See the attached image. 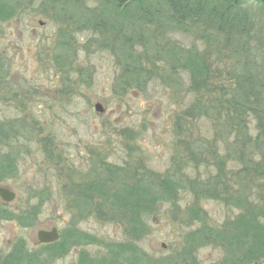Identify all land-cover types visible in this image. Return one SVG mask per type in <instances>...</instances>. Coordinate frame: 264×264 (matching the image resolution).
Returning <instances> with one entry per match:
<instances>
[{
  "label": "rangeland",
  "instance_id": "1",
  "mask_svg": "<svg viewBox=\"0 0 264 264\" xmlns=\"http://www.w3.org/2000/svg\"><path fill=\"white\" fill-rule=\"evenodd\" d=\"M16 1L17 14L0 20V148L5 145L3 151L18 152L17 167L0 185L15 191L16 198L8 206L16 216L31 213L37 205L40 210L29 227L16 220L0 221L1 253H8L19 238L29 248L36 247L37 231L52 227L59 233L73 228L96 239L89 246L70 247L54 264H74L82 249L96 257L108 244L128 240L123 213L96 200L89 212L87 206L81 214L76 192L71 190L94 177L108 178L110 167L125 169L129 176L133 174L128 171L147 173L153 188H158L159 178L179 180L186 186L174 204L161 201L146 217L147 232L137 245L152 262L182 246L192 206L203 208L207 223L215 227L236 214L235 207L219 200H196L189 181H205L219 171L216 161L225 159L224 182L236 188H230L231 192H246L247 174L239 169L240 146L225 127L228 122L215 118L213 112L206 115L210 103L206 99L212 93L206 91L201 98L189 88L187 73L163 77L162 82L164 63L157 51L168 39L185 48L214 52L211 57L223 73L226 69L244 72L242 67L247 65L264 75V12L259 13L248 64L216 42L206 46L191 34L147 25L140 34L155 69L144 85L124 86L115 46L103 44L92 26L81 29L72 23L70 14L80 8L84 13L98 12L99 0ZM246 6L260 8L252 0ZM60 32L71 39L65 40ZM229 81L234 83L231 76H217L214 83L228 85ZM97 102L103 112L95 111ZM252 122L249 129L254 137L257 129ZM222 253L221 247L207 245L194 255L200 264H213Z\"/></svg>",
  "mask_w": 264,
  "mask_h": 264
},
{
  "label": "trees",
  "instance_id": "2",
  "mask_svg": "<svg viewBox=\"0 0 264 264\" xmlns=\"http://www.w3.org/2000/svg\"><path fill=\"white\" fill-rule=\"evenodd\" d=\"M252 1L260 5L257 11L246 6L247 0H99L98 12L84 13L80 8L70 15L78 28L92 26L103 44L115 46L122 65L124 86L130 83L144 85L155 69L154 64L148 61L146 39L143 33L140 34L147 25L155 26L156 30L191 34L196 40L205 41L201 44L206 46L216 42L230 50L238 61L244 59L248 64L251 41L257 40L259 13L264 12V0ZM18 8L16 0H0V20L11 19ZM60 33L65 35L64 39H71L70 34ZM136 46L144 51L136 52ZM158 46L159 60L164 63L162 82L163 77L172 79L180 72L187 73L191 90L198 92L201 98L206 91L212 93L206 99L210 101L206 115L213 112L215 118L228 122L225 127L240 146L242 166L239 169L247 174V190L230 191V188H236L224 182L227 178L223 171L225 159L216 161L219 171L207 176L205 181L197 178L189 181L196 200H219L238 211L215 227L207 223L203 208L192 206L186 222L190 229L182 246L152 262L137 245L147 232L146 217L155 212L161 201L174 204L179 191L186 186L179 180L159 178L158 188H153L147 173L128 171L133 174L129 176L125 169L110 167L108 178L103 175L94 177L71 190L76 192V204L81 214L87 206L89 212L96 200L123 213L128 240L108 244L107 250L96 257L82 249L74 264H200L194 253L207 245L223 249L221 258L213 264H264V75L252 72L247 65L242 67L244 72L226 69L223 73L217 66V60L211 57L215 53L208 49L185 48L168 42V39L164 46ZM217 76H231L234 83L229 81L228 85H218L214 83ZM251 121L257 129L254 137L249 129ZM2 132L0 128V139H3ZM4 146L0 148V182L11 177L17 167L18 152L12 148L3 151ZM256 188L261 191L254 192ZM63 194L65 196V192ZM38 206L33 207L31 213L16 216L0 204V221L16 220L23 227L32 226L39 214ZM95 242L94 237L73 228L62 229L58 241L34 248H29L19 238L8 253L3 254L0 250V264H54L55 260L66 255L70 247L78 243L89 246Z\"/></svg>",
  "mask_w": 264,
  "mask_h": 264
},
{
  "label": "water",
  "instance_id": "3",
  "mask_svg": "<svg viewBox=\"0 0 264 264\" xmlns=\"http://www.w3.org/2000/svg\"><path fill=\"white\" fill-rule=\"evenodd\" d=\"M95 111L103 112L104 108L102 105L97 102L94 105ZM16 193L8 187L0 186V199L5 203H10L15 199ZM59 238V234L55 227L51 228V230L40 229L37 231V240L39 243H52L57 241Z\"/></svg>",
  "mask_w": 264,
  "mask_h": 264
},
{
  "label": "flooded vegetation",
  "instance_id": "4",
  "mask_svg": "<svg viewBox=\"0 0 264 264\" xmlns=\"http://www.w3.org/2000/svg\"><path fill=\"white\" fill-rule=\"evenodd\" d=\"M0 204L3 206V207H5V208H7L8 210H10L11 212H16V211H13L11 208H10V206H8V205H10L11 203H5V202H3L1 199H0ZM37 245H39L38 244V242H37Z\"/></svg>",
  "mask_w": 264,
  "mask_h": 264
}]
</instances>
